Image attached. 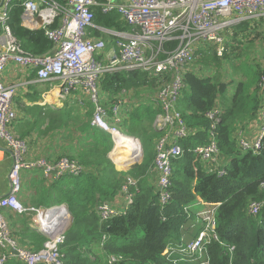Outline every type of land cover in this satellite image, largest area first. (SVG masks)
I'll use <instances>...</instances> for the list:
<instances>
[{"label": "built area", "instance_id": "1", "mask_svg": "<svg viewBox=\"0 0 264 264\" xmlns=\"http://www.w3.org/2000/svg\"><path fill=\"white\" fill-rule=\"evenodd\" d=\"M13 1L3 0L0 8V140L6 142L13 158L10 189L0 197V264L12 258L23 264H64L61 245L66 239L71 212L67 204H25L21 200L22 173L39 167L44 177L55 180L65 175H80L85 167L67 155L55 161L46 157L32 162L28 160V143L16 136L10 128L17 118L14 108L17 87L6 85L1 80L7 64L13 61L34 69L37 79L43 82L60 81L61 97L64 100L72 95L75 101L81 102V93L87 94L95 105L92 125L111 134L114 146L110 158L114 164L122 167L144 156L142 143L139 138L126 134L121 128L130 104H126L121 96L112 105L103 104L99 82L106 73L122 70H141L152 77H160L155 88L148 94L159 111L155 118V128L164 132L155 143L153 171L157 175L160 204L165 208L171 204L174 196V161L184 153L179 140L193 133L178 109L185 88L184 73L191 69L200 50L212 47L219 57H225L227 52H231L234 43L231 27L246 19L264 18V0H67L65 4L55 0H20L24 6V25L42 26L46 37L54 44L52 51L41 55L25 50L14 34L9 23ZM96 7L105 13L118 12L131 26L130 30H105L117 38L116 49L107 51L104 38L89 36V29L94 27ZM56 21L58 26L51 27ZM225 32L229 33V42ZM171 41H177L173 48L168 46ZM257 86L264 92V68ZM223 113L221 102L206 112L210 122L207 128L208 142L194 149L205 162L207 170L219 175L226 173L220 159L218 142V124ZM257 120L261 131L254 139L239 135V147L255 152L262 148L264 99ZM125 142L138 145L139 154L133 160L131 156L135 154L130 152L126 160L120 163L119 156L123 150L120 145ZM138 181L137 178L128 177L122 188L126 208H119L115 201H106L98 206L102 221L125 213L135 197L130 188L137 187ZM200 203L205 205V210L197 213L202 224L199 235L187 244L169 245L163 255L166 259L174 263L180 260L188 264H209L210 244L213 241L224 244L217 231L216 213L220 204L203 200ZM263 205L264 201H252L250 213L258 214ZM6 208L24 216L31 227H36L46 236L42 248L33 250L19 243L3 213ZM230 250H233V246H230ZM176 254L180 258L175 257ZM116 260L115 256H111L109 262Z\"/></svg>", "mask_w": 264, "mask_h": 264}, {"label": "trees", "instance_id": "2", "mask_svg": "<svg viewBox=\"0 0 264 264\" xmlns=\"http://www.w3.org/2000/svg\"><path fill=\"white\" fill-rule=\"evenodd\" d=\"M94 10L96 25L115 31L130 30L131 26L118 12L105 13L97 7ZM23 11V1H13L9 23L24 49L37 55L52 51L54 44L46 37L44 28L31 30L22 25ZM57 26L58 21L51 25ZM89 32L91 36L115 39L95 27ZM236 36L242 37L234 32L233 40ZM176 44L177 41H171L168 46L173 48ZM198 52L191 69L184 73L185 88L178 104L187 127L193 133L179 140L184 153L174 161V196L165 208L160 204L154 184L155 151L145 147L147 139L158 140L164 133L152 127L159 111L148 94L160 77H152L141 70H122L106 73L99 82L101 92H110L114 96L124 90L153 87L136 95L141 96V100H149L147 116L130 105L125 111L127 117L121 123L126 134L138 137L144 144L142 163L135 164L128 171L118 170L109 157L114 141L109 132L92 125V113L85 114L80 124L75 125L76 120L71 117L73 109H65L69 125L73 124L67 138L77 145L76 154L70 157L77 159L85 171L55 180L38 202L44 206L67 204L73 216L61 245L64 264H188L180 260L174 263L163 255L172 243L187 244L199 235L202 224L197 213L205 210L200 200L220 204L216 213L217 231L224 244L217 241L210 244L209 264H264V205L256 215L249 211L252 201H264V144L258 152L245 150L239 147L237 137L239 129H245L249 124L245 122L247 118L253 121L258 117L261 104L249 106L250 97L246 95L244 83H240L228 96V84L220 80V72L212 74L211 53L215 54L214 49L210 47ZM201 60L204 63L211 60L212 63L209 67L197 69V62ZM201 70L204 74L198 72ZM219 102L224 108L218 124L220 159L226 169L223 175L209 172L200 155L194 152L198 145L208 142L210 122L206 112ZM248 109L251 113L246 116L244 113ZM48 120L50 129L64 127L55 111L48 115ZM37 125L38 122L34 127ZM128 177L139 180L137 187L130 188L135 194L133 203L124 214L102 221L98 206L106 201H115ZM199 206L202 207L196 210ZM12 234L20 244L33 250L42 248L47 239L29 223H23L20 230L12 229ZM111 256L117 260L110 263ZM5 264L23 263L12 258Z\"/></svg>", "mask_w": 264, "mask_h": 264}, {"label": "crops", "instance_id": "3", "mask_svg": "<svg viewBox=\"0 0 264 264\" xmlns=\"http://www.w3.org/2000/svg\"><path fill=\"white\" fill-rule=\"evenodd\" d=\"M1 5L2 0H0V8ZM23 21L24 19L22 14V25L25 28L31 30L42 28V26H26L24 25ZM258 21L259 25H261L260 27H262L264 25V18L258 19ZM94 27L102 31L109 30L103 28L102 26L96 25L95 22ZM89 36H91L90 32ZM91 37L98 36L92 35ZM102 38L107 41V51L116 49L117 38ZM255 39L252 41V43L254 45L257 43L256 45L258 46V49H260L262 52L260 56H255L250 68L245 65V61L237 59L236 62L232 63L233 73H230L226 69H222V71L219 73V76H221L220 80L228 84V96L233 93L240 83L245 84L244 88L246 95L250 97L249 106H254L256 103L257 105L259 103L261 104L264 99V92L260 91L257 86L259 75L264 68V50H262L264 47V34L256 32ZM1 44L2 42L0 41V49ZM1 80L6 85H16L17 87V94L14 99V108L17 112V118L10 128L16 136L24 139L28 143L29 161L32 162L42 157H46L50 161H55L63 155L70 156L76 154V143H72L67 138L68 130L73 124L69 125L68 119L65 117L66 110L69 108L73 109L71 117L75 118V125H79L80 121L83 120V117L86 116L85 114H93L94 112L95 105L87 94L81 93L82 104L79 103V100L75 101L72 95H69L67 99L64 100L61 97L60 86H53V82H43L38 80L34 69H28L13 61H10L5 67L1 76ZM144 89L145 88L140 90H131L130 92H126V90H124L119 94L117 93L116 96L110 92H101L102 100L104 101L103 104L112 105V102L117 97L121 96L123 99H125V103H129L133 108L134 104L138 102L137 99L139 98L136 97V95L144 91ZM67 102H70V105L67 106ZM52 111H55L58 114L59 120H61L60 124L64 122L63 128H49L50 121L48 120V115L51 114ZM250 113L251 111L248 109V111L244 114L248 116ZM155 120L153 121V125H155ZM37 122L38 125L34 127V124ZM245 122L249 124L244 127L245 129H239L237 137H239V135H245L250 139H254L261 131L260 122H258L257 118L253 121H249L247 118ZM156 140L157 138H155V142ZM143 145L144 144H142V147ZM121 158L122 157H119V162ZM142 161L139 163H142ZM12 163L13 158L10 148L5 141L0 140V197L6 195L9 192L10 171ZM116 168L118 169L117 165ZM118 170L128 171L126 167L121 169L119 168ZM25 172L26 173L23 176V191L21 193V200L25 204L41 206V204H38V202L43 195L42 193L47 191L49 186L57 179L49 180L48 178L44 177V172L39 167L27 169ZM154 176V184L158 189L156 173ZM124 197V194H119L114 199L117 206L121 209L127 207ZM3 213L8 218L11 229L14 231L20 230L23 226V223H28L26 218L19 217L18 214H14L7 208L3 210Z\"/></svg>", "mask_w": 264, "mask_h": 264}, {"label": "rangeland", "instance_id": "4", "mask_svg": "<svg viewBox=\"0 0 264 264\" xmlns=\"http://www.w3.org/2000/svg\"><path fill=\"white\" fill-rule=\"evenodd\" d=\"M260 26L261 25H259L258 19H254V20L246 19L245 21H243L241 23L233 25L231 27V29L236 34L242 35V37L236 36L234 38V43H233V45L231 47V52H227L225 57L216 56L217 52H215V54L211 53V57L213 59V64H214V67L212 68V74L215 75L217 71L221 72L222 69H226L230 73H233L232 63L236 62L237 59L245 61V65H247L248 68H250L255 56H260L261 52H262L260 49H258V46L256 45L257 43L255 45L252 43V41L255 39L256 32L264 34V25L262 27H260ZM225 33H226V40H227V42H229V39H228L229 33L228 32H225ZM262 50H264V47L262 48ZM211 63H212L211 60H209L208 63H204L202 60L200 62L198 61L197 62V69H199V68L203 69L204 67H209ZM204 71H208V70L205 69ZM198 72L201 73V74H204V72H202V70L198 71ZM208 73H210V72H208ZM53 83H54L53 86H60V81H54ZM152 88L153 87H148V88L144 89V91H142V92H146L147 90H150ZM130 91H127V92H130ZM140 97L138 98L139 101L134 104V109H138L144 116H147L150 102H149L148 99L141 100ZM79 103L82 104V101L79 102ZM153 126L156 127L155 125L152 124V127ZM154 142H155L154 138L147 139L145 141V147L153 149L155 151V143L156 142L155 143ZM137 147H138V145H137ZM138 154H139V147H138ZM143 158L144 157L142 155L141 159L139 161H134V163L126 165L125 167L129 170V169H131L134 166V164H137V163L141 162ZM125 167L118 166V169L119 168L120 169L121 168H125ZM25 173L26 172L22 173L23 176L25 175ZM64 187L65 186L62 185V188H64ZM41 206H44V205H41ZM199 209H200V207L196 208V210H199ZM18 216L20 217V215H18ZM72 221H73V216L71 214V220H70V223H69V227L72 224Z\"/></svg>", "mask_w": 264, "mask_h": 264}, {"label": "bare ground", "instance_id": "5", "mask_svg": "<svg viewBox=\"0 0 264 264\" xmlns=\"http://www.w3.org/2000/svg\"><path fill=\"white\" fill-rule=\"evenodd\" d=\"M120 147L123 148L122 153L119 157H122L120 160V163L126 160V158L129 156V153L135 154L131 156V158L134 160L136 156H138V147L135 144H130L129 142H125L124 144H121Z\"/></svg>", "mask_w": 264, "mask_h": 264}, {"label": "water", "instance_id": "6", "mask_svg": "<svg viewBox=\"0 0 264 264\" xmlns=\"http://www.w3.org/2000/svg\"><path fill=\"white\" fill-rule=\"evenodd\" d=\"M3 1V0H2Z\"/></svg>", "mask_w": 264, "mask_h": 264}]
</instances>
